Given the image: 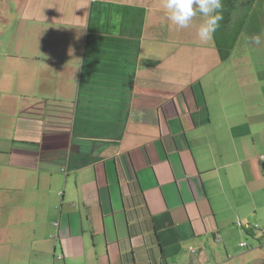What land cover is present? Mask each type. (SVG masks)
Returning <instances> with one entry per match:
<instances>
[{
  "label": "crops",
  "instance_id": "obj_1",
  "mask_svg": "<svg viewBox=\"0 0 264 264\" xmlns=\"http://www.w3.org/2000/svg\"><path fill=\"white\" fill-rule=\"evenodd\" d=\"M6 8L0 217L15 206V264H90V249L95 264L264 262V65L230 52L243 20L201 43L204 18L179 29L160 0Z\"/></svg>",
  "mask_w": 264,
  "mask_h": 264
},
{
  "label": "rangeland",
  "instance_id": "obj_2",
  "mask_svg": "<svg viewBox=\"0 0 264 264\" xmlns=\"http://www.w3.org/2000/svg\"><path fill=\"white\" fill-rule=\"evenodd\" d=\"M6 3V9L11 11L14 9V0H4ZM224 19L221 21V26L217 31L224 32L226 35L229 30L233 29L238 20L241 22V30L239 37H235L236 42L232 41V38L226 36L221 49H231V46L235 47L233 50L234 56L237 61H241L245 64H251V57L254 60L257 67L264 65V0H223ZM3 11H6L3 9ZM7 15L4 14V17ZM12 23L15 25V16H13ZM2 22L0 21V31L2 29ZM255 35L261 36V44L256 45L251 42V37ZM231 52V53H232ZM242 58V60H239ZM240 63V62H239ZM257 71L263 72L262 68ZM7 195L9 194L6 190ZM13 200L15 202V192L13 193ZM3 214L1 215L0 223L3 226V231L6 232L0 240V264H15V206L12 209L10 216H8L7 207L2 208ZM90 256L88 257L90 264H95L94 249H90Z\"/></svg>",
  "mask_w": 264,
  "mask_h": 264
},
{
  "label": "clouds",
  "instance_id": "obj_3",
  "mask_svg": "<svg viewBox=\"0 0 264 264\" xmlns=\"http://www.w3.org/2000/svg\"><path fill=\"white\" fill-rule=\"evenodd\" d=\"M165 19L179 29L192 25L197 14L204 19L196 30V36L201 43L213 39L215 32L221 26L223 15V0H160ZM251 42L260 45L261 36L251 37Z\"/></svg>",
  "mask_w": 264,
  "mask_h": 264
},
{
  "label": "trees",
  "instance_id": "obj_4",
  "mask_svg": "<svg viewBox=\"0 0 264 264\" xmlns=\"http://www.w3.org/2000/svg\"><path fill=\"white\" fill-rule=\"evenodd\" d=\"M234 40V39H233ZM226 51H223V49H221L220 47L218 48V52H219V54L223 57V58H225V57H227L228 56V54H229V50H230V46H229V49H225ZM261 264H264V262H262Z\"/></svg>",
  "mask_w": 264,
  "mask_h": 264
},
{
  "label": "built area",
  "instance_id": "obj_5",
  "mask_svg": "<svg viewBox=\"0 0 264 264\" xmlns=\"http://www.w3.org/2000/svg\"><path fill=\"white\" fill-rule=\"evenodd\" d=\"M260 160H261V162L264 164V154H262L261 156H260ZM245 243H242V245H244ZM190 252H194V249H191V251Z\"/></svg>",
  "mask_w": 264,
  "mask_h": 264
}]
</instances>
